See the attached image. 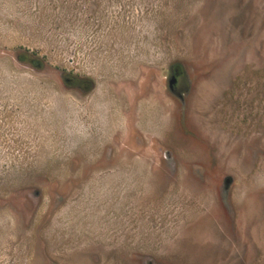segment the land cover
<instances>
[{"label":"rangeland","instance_id":"rangeland-1","mask_svg":"<svg viewBox=\"0 0 264 264\" xmlns=\"http://www.w3.org/2000/svg\"><path fill=\"white\" fill-rule=\"evenodd\" d=\"M0 264H264V0H0Z\"/></svg>","mask_w":264,"mask_h":264},{"label":"flooded vegetation","instance_id":"flooded-vegetation-1","mask_svg":"<svg viewBox=\"0 0 264 264\" xmlns=\"http://www.w3.org/2000/svg\"><path fill=\"white\" fill-rule=\"evenodd\" d=\"M184 76H185V72L181 64L172 65V67L170 68V78H169L168 86L173 95L175 96L181 95L180 92H181L182 86L184 87L183 85ZM65 81L66 83L73 82V80L69 78H66Z\"/></svg>","mask_w":264,"mask_h":264},{"label":"trees","instance_id":"trees-1","mask_svg":"<svg viewBox=\"0 0 264 264\" xmlns=\"http://www.w3.org/2000/svg\"><path fill=\"white\" fill-rule=\"evenodd\" d=\"M179 63H177V65H178ZM180 65V64H179Z\"/></svg>","mask_w":264,"mask_h":264},{"label":"water","instance_id":"water-1","mask_svg":"<svg viewBox=\"0 0 264 264\" xmlns=\"http://www.w3.org/2000/svg\"><path fill=\"white\" fill-rule=\"evenodd\" d=\"M171 83H172V81H171Z\"/></svg>","mask_w":264,"mask_h":264}]
</instances>
